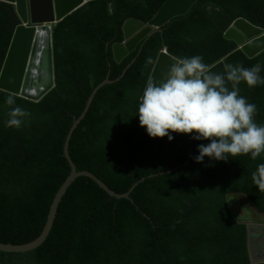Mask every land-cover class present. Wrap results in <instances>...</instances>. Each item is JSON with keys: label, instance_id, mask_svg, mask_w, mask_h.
Returning <instances> with one entry per match:
<instances>
[{"label": "trees", "instance_id": "trees-1", "mask_svg": "<svg viewBox=\"0 0 264 264\" xmlns=\"http://www.w3.org/2000/svg\"><path fill=\"white\" fill-rule=\"evenodd\" d=\"M166 1L93 0L55 24L56 86L38 102L13 95L12 107L30 113L21 127L5 126L12 94L0 90V243L26 244L41 234L70 173L64 155L70 128L107 77L113 82L98 91L74 131L70 156L77 171L129 193L117 199L78 176L44 242L25 253L0 251V264H253L247 224L235 220L227 195L246 193L264 213V192L252 180L264 153L197 163L198 145L210 140L171 132V141L152 138L137 114L154 66L146 61H156L164 47L176 58L200 55L208 65L260 64L264 77V51L249 57L224 37L237 17L264 27V0H196L118 63L112 46L123 42L126 20L148 23ZM19 24L15 6L0 1V72ZM237 87L257 107L254 122L264 125V85Z\"/></svg>", "mask_w": 264, "mask_h": 264}, {"label": "water", "instance_id": "water-1", "mask_svg": "<svg viewBox=\"0 0 264 264\" xmlns=\"http://www.w3.org/2000/svg\"><path fill=\"white\" fill-rule=\"evenodd\" d=\"M15 6L19 16L20 24L16 27L11 40L3 67L0 72V90L12 95L38 102L56 86L55 64H54V39L53 26L65 17L72 14L93 0H0ZM196 0H167L158 10L155 16L145 23L137 18H129L123 25L124 40L112 46L114 59L120 63L125 57L133 52L140 41L163 32V26L173 18L184 15L189 11ZM224 37L234 40L249 57H255L264 51V27L252 23L245 17H237L225 30ZM175 56L169 54L164 47L152 68L149 79L160 82L164 74L174 63ZM135 59L133 60V62ZM132 62V63H133ZM224 60H220L212 66L213 73L224 74ZM130 67V64L128 65ZM124 70L122 76L125 74ZM121 76V77H122ZM117 80H120L118 78ZM149 81V80H148ZM113 82L107 77L92 92L87 100L86 107L79 118L74 120L67 136L64 155L70 163V173L55 193L50 204L46 223L41 234L33 241L26 244L0 243V251L6 253H24L40 246L51 229L57 206L70 184L78 177L84 176L95 181L105 192L112 197L129 198V193L119 194L109 189L103 182L88 171H77L75 163L70 156V140L80 122L85 118L89 108L98 93L106 84ZM229 91L232 84L226 83ZM168 172V171H166ZM140 179L136 182L142 181ZM135 184V185H136ZM134 185V186H135ZM134 186L131 188L133 189ZM231 199L243 200L254 211L260 219H241L234 214L237 222L247 223L249 232L257 231L264 235V213L261 212L245 193H230L227 195L229 208L232 210ZM251 239V236H250ZM249 250L252 251V242L249 240ZM253 264L264 263V258H256L251 254Z\"/></svg>", "mask_w": 264, "mask_h": 264}, {"label": "clouds", "instance_id": "clouds-1", "mask_svg": "<svg viewBox=\"0 0 264 264\" xmlns=\"http://www.w3.org/2000/svg\"><path fill=\"white\" fill-rule=\"evenodd\" d=\"M146 63L153 64L155 61L149 57ZM213 68L212 65L205 64L200 55L174 58V63L164 74L162 81L149 79L138 107L140 125L152 138L167 137L171 141V132L194 133V140H210L207 145H198L199 155L193 157L197 163H202L205 157L227 161L229 156L249 153L252 159H256L264 153V125L258 126L254 122L257 107L239 95L237 85L241 81L246 82L249 87L264 85V77L259 75L261 65L245 68L242 65L228 64L224 66L226 75L213 73ZM227 82L232 84L231 91L226 87ZM15 102L13 95L7 96L5 100L11 109L5 125L9 128L21 127L24 118L30 115L20 106L12 107ZM252 180L259 191L264 192V163L259 164L252 173ZM233 201H242L248 206L239 199H231V206ZM231 211L241 219L252 220V223L260 219L258 215L254 217L251 214L244 218L234 211L233 206ZM248 233L252 242L250 255L264 258L263 233H250L249 229ZM256 234H260V241L254 244ZM259 246L262 249L256 252V247Z\"/></svg>", "mask_w": 264, "mask_h": 264}, {"label": "rangeland", "instance_id": "rangeland-1", "mask_svg": "<svg viewBox=\"0 0 264 264\" xmlns=\"http://www.w3.org/2000/svg\"><path fill=\"white\" fill-rule=\"evenodd\" d=\"M232 206H233L234 211L237 214L243 216L244 218H246L248 214H251V213L255 214L254 211L249 206H245V204L242 201H233ZM258 235L260 234H256V236L253 238L254 244H256L257 241L258 242L260 241V238ZM261 249H262L261 246L256 247V252H258V250H261Z\"/></svg>", "mask_w": 264, "mask_h": 264}, {"label": "flooded vegetation", "instance_id": "flooded-vegetation-1", "mask_svg": "<svg viewBox=\"0 0 264 264\" xmlns=\"http://www.w3.org/2000/svg\"><path fill=\"white\" fill-rule=\"evenodd\" d=\"M252 216L256 217V214L251 213Z\"/></svg>", "mask_w": 264, "mask_h": 264}]
</instances>
